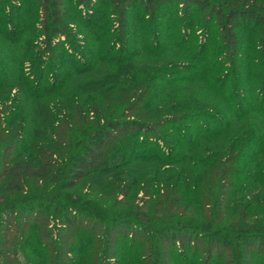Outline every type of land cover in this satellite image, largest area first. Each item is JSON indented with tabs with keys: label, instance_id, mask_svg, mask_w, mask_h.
I'll return each instance as SVG.
<instances>
[{
	"label": "trees",
	"instance_id": "trees-1",
	"mask_svg": "<svg viewBox=\"0 0 264 264\" xmlns=\"http://www.w3.org/2000/svg\"><path fill=\"white\" fill-rule=\"evenodd\" d=\"M78 1L118 5L123 27L131 16L147 34L145 54L181 51L194 74L172 73L178 77L171 84L202 86L212 106L165 111L163 93L155 92L160 80L153 78L150 91L153 84L143 80L142 90L131 70L117 82L127 89L112 94L102 80L87 78L95 67L79 59L69 62V75L46 85L30 32L22 41L27 73L22 63L15 84L0 77V245L15 249L0 250V264H77L96 253L93 242L102 244L100 264L110 249L130 257L120 264L142 254L170 255L171 264H264V0ZM36 2L41 23L48 22L42 35L70 37L77 47L56 0ZM178 3L196 25V15L206 16L205 38L214 22L227 28L233 42L220 49L225 71L232 72L239 52L257 49L241 93L218 76L222 64L205 44L199 48L189 34L165 35L166 27L155 23ZM247 33L259 44L239 37ZM124 34L116 33L122 45ZM149 35L161 41L150 44ZM105 39L97 62H121L124 50L114 54ZM91 176L103 182V198L99 192L74 198ZM67 227L74 229L71 239L57 244L55 232Z\"/></svg>",
	"mask_w": 264,
	"mask_h": 264
},
{
	"label": "rangeland",
	"instance_id": "rangeland-1",
	"mask_svg": "<svg viewBox=\"0 0 264 264\" xmlns=\"http://www.w3.org/2000/svg\"><path fill=\"white\" fill-rule=\"evenodd\" d=\"M0 2L4 4L0 7V11L2 8H5V12L1 11V13L6 16L5 21L2 24L0 23V77L8 81L7 83L15 84L22 63L25 67V72L27 73L28 71L26 67L28 66L27 64H29V58L24 56L22 41L32 32L34 36H32L33 42L30 47L36 53L42 52L41 57H43L44 61L42 63V75L43 82L46 85L53 86L60 81L62 77L69 75L71 71L69 62L79 59L81 60L79 63L84 64L88 62L91 68L95 67L93 73L90 72L86 75L88 76L87 78H89V80L92 78L102 80V86L105 85L104 90L112 92V94L119 92L118 89H123V91L127 89L118 87L117 82H119V79L124 74L123 72L131 70L135 78L142 80L140 84H137V87L142 90H144L143 84L145 85L143 80H148V82L153 84L152 88L147 89L149 91L151 89L155 90V80L153 78H158L160 80L159 86L156 87L158 90H155V92L163 93L164 99H160V105L163 108L165 107V111H171L168 110L171 108H180L187 111L190 108L212 106V101L208 98L207 92L202 86L196 89L190 88V86H186L185 84H179V86L176 87L174 84H171V81L178 77V75H174L171 79L172 73L183 71L182 74L186 77H190L194 74V71L188 66L190 64L186 62V57L183 56L181 51L171 52L170 50L161 55L145 54L144 38L147 37V34L142 29V25L133 21V17L131 16L128 19V27L125 26L124 28L120 21V19L123 18L121 13L122 9L118 5H109V1H107V4L104 2H96L94 5H89L87 2L84 3L78 0H56V8L61 11V17L64 18L65 24L69 26L68 29L73 34L72 37L76 39V47L71 44L70 37H68L69 40H66L64 38H46L42 35L44 31L43 26L48 24V22L45 23V25L41 23L42 15L40 11H38L40 7L37 6L35 9L37 5L36 0H0ZM170 8V11L166 15L164 14L158 19H154L156 24L159 22L158 24L162 23L164 28L166 27L165 35L168 33L170 36L180 37L184 34H189L199 48L205 44V50L216 55V59L219 60L216 62L222 64L218 76L223 77L222 79L225 78V80L229 79L228 87H232L231 91L238 85L239 93H241L242 85H244L243 81L248 78L247 71L253 68V63H257V55L255 54L257 49L249 47L247 52H239L236 59L232 60V64L234 65L232 72L230 70L225 71L227 67H224L225 61L223 59L227 58L220 53V49L223 47L225 48L228 43L233 42L231 35L226 31L227 28L224 29L223 25H216L214 22L211 24L207 33L208 37L205 38L206 31L203 28L206 19L205 15L202 17L200 15L195 16V20L198 18L201 21L200 25H196L193 21H190V17L187 15V11L184 10L182 4L178 3L175 7ZM19 16H21V21H19ZM139 20H141V16ZM17 22H19V28L16 27ZM86 22L88 23L86 24ZM156 24L155 28L157 27ZM120 30L121 33L125 31L122 40L125 41L128 38V40L124 42V45L116 38V33L118 31L120 32ZM2 32L4 35L1 34ZM101 37L107 39V41L105 39L106 49L109 51L113 50L114 54L117 52L122 53V50H124V59H122L121 62L109 63L105 62V60L100 63L97 62L98 57L101 58V54H98V52L101 53L102 48L100 44ZM239 37H244L246 43L250 46H253L254 43L259 44V42H256L257 40L254 39V37L257 38L255 33L240 34ZM149 39L150 44H153V42L159 43L161 41L160 37L153 35H149ZM72 54H74V57ZM60 64L64 66L62 65L60 68ZM239 76L241 77L238 78ZM14 90L13 94L16 92V90ZM2 104L5 103H1V105ZM7 104L10 105L11 103ZM12 104L15 103L12 102ZM120 106H122L121 102L115 105V107ZM206 112H208V110H206ZM186 126L190 125L186 123ZM188 130H190V128L186 127L183 131L188 132ZM231 166L234 169L240 168V165ZM228 179L231 180L230 177ZM105 190L106 188L100 180V177L94 176L81 181L80 188L73 191V196L74 198L82 197L86 192L98 195L99 192L101 194L98 196L103 198L102 193L105 194ZM141 196L142 194L140 193L138 198ZM3 224L6 226L9 222L4 221ZM72 230H74L72 227H67L66 229L56 231L55 234H57L58 237L55 239V242L57 244H68L73 235ZM1 232L0 230V233ZM96 234L100 233L97 231ZM98 246L101 248L102 244L93 242V247L95 248L94 252L96 251V253H85L84 255L86 256L82 255V259L76 263L100 264V251H98ZM0 250L12 252V254L15 252V249L11 245H0ZM213 257L215 260L217 259L215 252H213ZM76 258V255L68 257L70 262L73 260L76 261ZM129 258V256L122 255V253L118 251L112 252L110 249L107 264H120V262L127 261ZM168 258L162 259V257L156 255L142 254L140 258L133 259L132 264H159V261L162 264H171ZM10 264L17 263L11 262ZM65 264H69V262Z\"/></svg>",
	"mask_w": 264,
	"mask_h": 264
}]
</instances>
